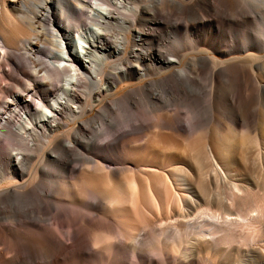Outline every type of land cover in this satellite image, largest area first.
Returning <instances> with one entry per match:
<instances>
[{
  "label": "bare ground",
  "instance_id": "bare-ground-1",
  "mask_svg": "<svg viewBox=\"0 0 264 264\" xmlns=\"http://www.w3.org/2000/svg\"><path fill=\"white\" fill-rule=\"evenodd\" d=\"M89 1L0 0V63L19 69L23 60L30 68H22L23 91L0 95V264H264V55L254 53L262 51L258 42L214 51L221 61L204 49L191 59L188 88L195 72L212 66V135L194 127L193 107L185 128L167 103L139 145L127 136L132 133L115 134L118 122L96 121L98 135L86 139L89 151L81 154L77 177L62 185L51 175L63 163L60 154L79 141L77 120L85 112L105 99L104 105L121 109L117 85L145 78L147 63L161 70L160 87L168 76L185 74L181 58L155 50L165 29L176 34L185 24L198 45L206 40L199 31L205 27L213 44L222 42L228 33L215 31V5L248 20L264 12V0H208L202 7L201 0ZM37 43L50 47L43 67L18 51ZM229 53L244 55L223 59ZM154 83L148 82L152 91ZM38 103L45 108L32 109ZM110 112L102 107L99 115ZM71 121L78 126L61 133ZM107 133L110 149L118 137L131 138L120 145L131 146L119 153V163L96 154ZM168 135L181 146L159 145ZM8 136L20 139L17 149L5 148ZM93 207L96 217L88 214Z\"/></svg>",
  "mask_w": 264,
  "mask_h": 264
},
{
  "label": "rangeland",
  "instance_id": "rangeland-1",
  "mask_svg": "<svg viewBox=\"0 0 264 264\" xmlns=\"http://www.w3.org/2000/svg\"><path fill=\"white\" fill-rule=\"evenodd\" d=\"M90 5L91 1L87 0ZM99 1V0H97ZM145 0H137V2H144ZM208 0H201L200 1V7L203 6V4H206ZM255 12L259 11L258 4H254ZM83 10V7H80ZM212 16L214 17V28L215 31L220 33H228V38L225 39V41L217 42L213 44L212 41L208 38L206 35V28L199 29L200 35L206 39L202 40L203 44H194L191 43L190 40L194 38V36H190L188 32L186 31L188 28L185 24L182 25V29L178 31L176 34L171 32L168 28L164 30L162 33L163 37L161 38L160 42L156 45L155 50L158 51L164 58L171 59L174 57L181 58V64L179 67L185 69V74L181 77L177 78L176 76H168L167 79L164 80L165 85L163 87H160L159 84L161 82L158 81V78L160 77L161 70L153 67L149 63H147V76L145 78H139L137 79L134 77V79H127L126 81L122 82L121 84L117 85V91H116V99H119V102L122 104L121 109H118V107H113L116 109L109 108L108 106L103 105L100 107H94L93 109L85 112V114L82 116V118L78 119V122H81V126L83 128V132L80 133V137L78 138V142H76V145L72 150L69 151L68 155H62L60 154V158H62V165L59 167V172L57 171H51L52 177L54 176V179L52 181L60 179L62 181V185L69 184V182H72V179L77 177L78 175V169L81 168L83 158L81 154H88V151L86 149V139H94L98 132V128L96 125V121L101 122L104 124L105 127H108L111 122H118L120 125L118 128H116L117 135L121 134L123 135L125 132L132 133L130 135H127L129 137L132 136V139L138 140L136 141L135 145H139L143 142L144 136L146 133L151 132L152 125L155 123V120L158 116L163 114L164 112H167L165 108L167 107V103L170 104L169 108L174 109V111L178 114L179 118V124L182 127H187L185 122L187 121V118L189 117V111L192 109L194 110V120L193 124L194 127L197 129L199 128H205L207 130L209 135H212L213 132V125L210 122V116H211V110H210V104L208 102V93L210 91V72L212 70V66H209L207 69L202 70L201 72L196 73L193 78V86L192 88H188V81L184 77L188 76V69L191 71H194L192 68L191 59L196 55V50H206L208 56L215 57L218 61H221L222 58L219 55H216L214 51H221L223 49H232L235 51L236 47L242 42L251 40L254 42H258L262 45V51L254 52L257 55H264V12L254 13L253 15L248 16V20H243L239 15H237L234 11L229 10L225 7H220V5H215V8L212 9L211 12ZM175 14L172 15L171 19H174ZM185 26V27H184ZM219 28H217V27ZM222 31V32H221ZM187 32V33H186ZM217 32V33H218ZM40 39L43 41L44 39L48 40L47 36H41ZM208 40V41H207ZM214 46V49H213ZM49 46L45 48L42 44L37 43L36 45L31 46H24L18 51L21 53H24L25 56H28L32 60L35 61L38 67H43L47 65V60L49 56ZM25 49V50H24ZM29 51V52H28ZM247 53V52H244ZM244 53L237 54V53H229L227 56H225L223 59H228L232 57L237 56H243ZM27 54V55H26ZM13 53L10 54V56L13 58V60L16 61L14 56H12ZM34 58V59H33ZM47 59V60H46ZM38 62V63H37ZM21 67L23 69L29 70L28 68L29 64H27L25 61L21 60ZM22 68L15 69L11 64H8L7 61H3L0 63V95L5 92L4 96L7 95L10 90L11 91H23L25 89V83H27L26 77L22 74ZM155 81V89L152 91L149 89L148 82ZM214 85H220V78H217ZM17 86V87H16ZM19 88V89H18ZM162 90L165 94L164 98L160 99L159 96H161ZM195 90H198L197 93H195ZM150 91L151 93H149ZM105 111H111L108 114V117H101L100 110L102 109ZM164 107V108H163ZM45 107L38 103L32 105V109H44ZM99 112H97V111ZM123 111H125L123 113ZM115 112V113H113ZM163 112V113H161ZM171 112V111H170ZM169 112V113H170ZM20 114V113H19ZM209 118V120H208ZM65 119V118H64ZM90 121H86V120ZM252 121V119H250ZM78 125L76 122H69L66 126L61 128V133H67V131H70L73 128H76ZM11 128L13 129V126L11 125ZM68 128V129H66ZM65 131V132H64ZM135 131V132H134ZM107 132L110 134V130ZM107 136L101 140V146L100 150L96 153L100 157L104 158H110L111 161L119 163L118 157L121 156L120 154L126 153L127 150L131 145L127 146H120L123 145V143H128L129 139L127 136L122 139V137H118V139L114 140L115 147L113 149H110L107 142L111 140V136ZM136 133V134H135ZM199 132H197L198 134ZM134 134V135H133ZM249 136L253 135V133L248 134ZM139 136V137H138ZM129 139V140H128ZM166 141L162 142V144H159L161 146H167L169 145L173 147H179L181 146V142L177 141L173 136L168 135V137H165ZM71 140V137L69 138ZM109 140V141H108ZM120 140L122 143H120ZM133 140V141H134ZM5 148L7 150H14L17 149L18 146L21 144L20 139L14 136H8L4 140ZM117 141V142H116ZM3 143V142H2ZM39 141L36 140L35 144L38 145ZM106 145V146H103ZM119 145V147H118ZM66 146V145H65ZM109 147V148H107ZM121 147V148H120ZM59 149L56 154L60 153ZM124 150V151H123ZM123 151V153H121ZM120 153V154H119ZM82 159V160H81ZM36 159L34 158L33 162H35ZM80 162V163H79ZM67 165V166H66ZM127 165V164H126ZM124 164V166H126ZM67 167V168H66ZM73 169V167L76 170L74 174H62L64 170L67 169ZM72 170V171H73ZM64 175V176H63ZM61 178H64L63 180ZM40 180H42L44 183H46L45 179L43 177H39ZM92 210L89 211L90 217H96L98 216V208L93 207ZM195 214V213H193ZM192 214V215H193ZM96 215V216H95ZM46 221V222H45ZM44 224H48V221L45 220ZM62 237H53V242H55L56 245L69 247V241L61 240Z\"/></svg>",
  "mask_w": 264,
  "mask_h": 264
}]
</instances>
